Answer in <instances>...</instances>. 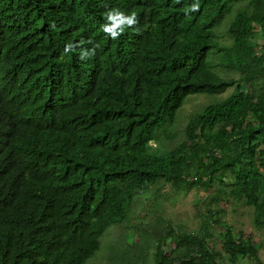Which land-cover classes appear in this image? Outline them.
<instances>
[{
	"label": "trees",
	"instance_id": "trees-1",
	"mask_svg": "<svg viewBox=\"0 0 264 264\" xmlns=\"http://www.w3.org/2000/svg\"><path fill=\"white\" fill-rule=\"evenodd\" d=\"M110 9L137 16L115 40ZM0 97V264H261L219 203L264 230V0H0ZM195 187V231L130 214Z\"/></svg>",
	"mask_w": 264,
	"mask_h": 264
},
{
	"label": "rangeland",
	"instance_id": "rangeland-1",
	"mask_svg": "<svg viewBox=\"0 0 264 264\" xmlns=\"http://www.w3.org/2000/svg\"><path fill=\"white\" fill-rule=\"evenodd\" d=\"M225 20H229V16L223 19L222 24ZM220 32L222 34L220 41L226 43L228 40L225 33H223L222 27ZM231 89L232 87H228L220 94L210 95L198 93L187 95L181 107L176 110V124L184 121L189 113L200 110L205 104L216 102L225 97ZM163 190L164 188L157 193L152 190L146 197L137 196L131 206L130 214L133 217H136L137 215L143 213L144 210L152 213L153 210H151V203L155 201L152 197L157 196L156 201L159 203L160 199L161 204L159 203V209L164 217L172 220L174 225L180 226L182 230L188 232L195 231L200 221V216L196 213V210L199 208L198 213L202 215L206 207L203 202V198L205 196L204 190L200 187H195L186 189L182 192L180 191L179 193L169 191L167 193H162ZM219 204L222 209V219L225 223L229 224L234 231H242L244 237H251V240L254 243H257V257L261 264H264V230L257 229L253 226L252 208L242 203H236L233 201L221 202ZM105 235L106 232L100 236L99 250L102 246ZM128 238L129 235H125V239ZM167 245L170 246L171 244L168 242ZM169 246H165L164 249L167 250ZM91 258H89L84 264H91ZM244 264H254V262L248 260Z\"/></svg>",
	"mask_w": 264,
	"mask_h": 264
},
{
	"label": "clouds",
	"instance_id": "clouds-1",
	"mask_svg": "<svg viewBox=\"0 0 264 264\" xmlns=\"http://www.w3.org/2000/svg\"><path fill=\"white\" fill-rule=\"evenodd\" d=\"M199 5L194 4L191 6V11H198ZM105 20L106 23H104L101 27L103 32L108 35L111 39L115 40L118 39L124 32L126 27H132L135 24H137V16L135 12H132L131 14H125L124 12L120 11L119 9H110L105 13ZM91 43V41H89ZM73 45L66 44L64 48V52L68 53L69 49L72 48ZM98 47V45H94L93 49H91L92 53H95V48ZM0 107H6V109L10 112L9 116V124H13V116L11 111L9 110V107L6 105V102L0 97ZM5 131L10 133V130L8 127L4 126Z\"/></svg>",
	"mask_w": 264,
	"mask_h": 264
}]
</instances>
